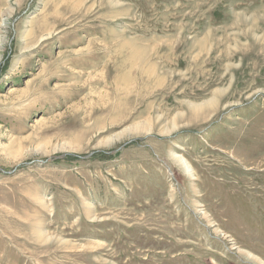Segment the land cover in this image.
Here are the masks:
<instances>
[{
    "label": "rangeland",
    "instance_id": "obj_1",
    "mask_svg": "<svg viewBox=\"0 0 264 264\" xmlns=\"http://www.w3.org/2000/svg\"><path fill=\"white\" fill-rule=\"evenodd\" d=\"M0 264H264V0H0Z\"/></svg>",
    "mask_w": 264,
    "mask_h": 264
},
{
    "label": "bare ground",
    "instance_id": "obj_2",
    "mask_svg": "<svg viewBox=\"0 0 264 264\" xmlns=\"http://www.w3.org/2000/svg\"><path fill=\"white\" fill-rule=\"evenodd\" d=\"M134 129H137V127L134 128ZM139 129H140V128H139ZM137 130H138V129H137ZM177 157H178V159L180 160V162L183 164V166H184L185 168H188V171H189V170H190V166H189V164H188L186 158H185L184 156H182V155H177ZM176 159H177V158H176Z\"/></svg>",
    "mask_w": 264,
    "mask_h": 264
}]
</instances>
